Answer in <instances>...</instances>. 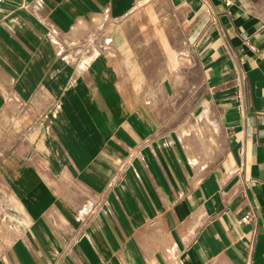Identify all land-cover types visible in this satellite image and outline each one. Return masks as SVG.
Returning a JSON list of instances; mask_svg holds the SVG:
<instances>
[{
  "label": "crops",
  "instance_id": "0c3cea01",
  "mask_svg": "<svg viewBox=\"0 0 264 264\" xmlns=\"http://www.w3.org/2000/svg\"><path fill=\"white\" fill-rule=\"evenodd\" d=\"M0 264H264V0L0 3Z\"/></svg>",
  "mask_w": 264,
  "mask_h": 264
},
{
  "label": "rangeland",
  "instance_id": "374dc122",
  "mask_svg": "<svg viewBox=\"0 0 264 264\" xmlns=\"http://www.w3.org/2000/svg\"><path fill=\"white\" fill-rule=\"evenodd\" d=\"M205 134H204V131H203V129H201V131H200V136H204ZM198 139H200V138H198ZM199 144V142L197 141L196 142V144H195V147L194 148H198L197 146H199L198 145ZM203 144V143H202ZM203 146H205V144H203ZM198 154V153H197Z\"/></svg>",
  "mask_w": 264,
  "mask_h": 264
},
{
  "label": "built area",
  "instance_id": "2783aa9c",
  "mask_svg": "<svg viewBox=\"0 0 264 264\" xmlns=\"http://www.w3.org/2000/svg\"><path fill=\"white\" fill-rule=\"evenodd\" d=\"M6 0H0V3H3V2H5ZM243 221L244 222H249L250 221V217L249 216H247V217H245L244 219H243Z\"/></svg>",
  "mask_w": 264,
  "mask_h": 264
}]
</instances>
